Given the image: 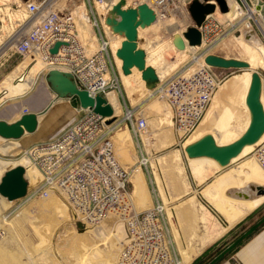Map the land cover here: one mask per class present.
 <instances>
[{
  "label": "built area",
  "instance_id": "built-area-1",
  "mask_svg": "<svg viewBox=\"0 0 264 264\" xmlns=\"http://www.w3.org/2000/svg\"><path fill=\"white\" fill-rule=\"evenodd\" d=\"M117 0H24L25 16L18 24L20 30L15 38L14 49L30 61L39 59L43 69L58 68L70 72L76 85L87 90L91 96L100 94L107 101V93L120 90L119 69L115 54L110 47L108 26L102 16ZM191 0H130L128 5L146 3L155 13V20L179 19L185 11L189 14ZM213 3L214 10L207 13L199 25L193 19L181 21L178 32L184 44L188 40L183 32L189 26L200 32V43L189 45L190 60L195 67L186 65L158 77L149 96L157 95L170 109L171 127L181 138L188 136L198 124L221 82L215 67L207 64L203 56L229 35L252 28L250 18L222 17L215 0H201ZM226 1V0H225ZM259 1L248 3L245 11L261 16ZM264 2V1H263ZM227 4V2H226ZM82 5L85 21L95 35L96 46L92 47L81 37L78 27L79 6ZM228 7V4H227ZM254 20V19H253ZM55 41L61 44L55 53L50 48ZM201 57V61L197 62ZM28 63V64H29ZM27 64V65H28ZM158 76V75H157ZM110 104V102H109ZM111 105V104H110ZM112 106V105H111ZM113 109V107H112ZM81 115L50 140L39 141L23 151L39 173V179L29 190L30 195L47 196L58 193L71 207L74 217L85 225H98L107 217H117L124 226L114 264H177L179 254L169 231L163 200L155 196L151 207L137 210L132 203L130 180L127 169L118 160L112 139L117 123H105L107 117L94 112L92 107L80 108ZM28 112L23 109L22 113ZM138 142L144 144L142 132L148 127L146 116L137 105L125 110L120 118ZM253 156L264 169V137L254 145ZM139 165H146L147 159L140 152ZM168 219V217H167ZM169 221V219H168Z\"/></svg>",
  "mask_w": 264,
  "mask_h": 264
},
{
  "label": "rangeland",
  "instance_id": "rangeland-1",
  "mask_svg": "<svg viewBox=\"0 0 264 264\" xmlns=\"http://www.w3.org/2000/svg\"><path fill=\"white\" fill-rule=\"evenodd\" d=\"M23 1L24 0L0 1V82L10 71H12L15 75L13 77L14 82L21 81L32 74L28 71L32 62L29 63L27 66L23 68L20 67L14 71L16 66L24 59V57H26L19 55L17 52H15L14 49L15 38L18 36L20 30L18 24L25 16L22 9ZM237 1L242 6V9L245 11L246 5L244 4L243 0ZM244 1L248 3V0ZM251 1L255 2L256 0ZM263 1H259L257 9L260 8V5L264 6ZM75 2L77 4L78 2H80V0H75ZM261 11L262 15L264 16L263 8ZM183 13L184 14H182V17L185 18V21H190V14L186 15L185 11ZM245 14L246 12L242 16L245 17ZM253 19H249L251 21L252 28L246 29L244 32L242 31L241 33H243L244 37L248 39H258V41H262L264 43V34L257 25L255 19ZM172 21L175 22L177 28L170 29V26L165 27L161 25L162 27H160V29L162 30H158V32H156L159 34V36L163 37L162 39L170 41L171 43V33L174 30H180L178 23H176L178 20L173 19ZM145 35H147L146 32H144L143 34L144 38L141 36L140 43H143L142 41H144ZM150 36L151 37L149 38L155 37V34ZM238 36H240L238 33H236L235 35H229L220 44H218L212 49V53L247 61L248 55L243 51V49L237 42V39H235V37ZM175 48L176 47L174 45L173 48H168L165 51L164 56L169 59V61L177 57H181L183 59L177 65H175V67H173L172 70L169 71V73L177 70L178 68H181L184 65H186V67L188 66L189 70L194 68L195 63L190 60L191 49H188L183 54H176ZM215 68V71L221 77V82L228 78L230 75L238 73L245 69L218 67ZM252 69H256L260 73L262 79H264V68L257 66ZM45 71L46 70H44L41 66L40 69L35 73L34 84L31 86L30 89H28L24 93H14L8 95L9 92L4 90L0 91V97L4 94L3 97L0 98V109H5L7 104L11 103L12 101H17L21 97L27 98L28 95L36 88L39 80L41 78H44ZM136 78L134 76L132 77V79L135 81L133 83L138 86L137 83H139L140 75L138 76L139 79ZM151 89L152 88H149L145 84V81L139 89L130 92L123 90L120 84V90L117 89V93L121 106L120 112L116 113V116H113L112 122H115L117 124L112 133V139L117 156L118 154L120 155L121 150L128 151L130 158L128 161H123L122 158L119 156L118 159L124 165V168L128 171L130 180V191H132L133 188L132 175L134 171L138 170L139 168V170H142L143 172L142 179L145 184L147 198H151V200L154 199V202L155 196H157L160 201L164 199L163 201L165 202L164 205L166 209L164 214L165 217L168 216L169 221L167 217L166 220L167 223L169 222L170 235L174 241L175 247L178 249V252L180 254L179 261H181V250L179 251L178 246L182 249L187 245H189L188 248L197 245L199 242L198 235L203 232V229L205 227L204 225H225L223 215L214 208L212 202L203 193V189L208 184L212 183L214 179L218 176L222 174L231 173L248 159H253L254 156L252 150L254 146L245 154L237 157L234 160H231V163L225 167L215 168L214 166H211L206 175L203 177V179L200 182H197V180L192 174L190 161L184 152L185 145L183 144L185 143L186 138L192 132L185 138H181L173 130V128L171 127V123H163L164 121L160 119L159 111L161 107L168 105L157 95L149 96L148 94L151 92ZM48 90L52 94L49 87ZM219 99L220 101H222L223 105L225 97L221 95L219 96ZM71 100L72 97H64L60 99V101L54 105L55 107L53 106V108H59V111L54 112L56 118L49 119L47 117H41L39 127L36 131L32 133H27L22 137V140L17 139L24 146L23 149L28 148L36 142L52 139L66 127L65 125L62 126V123L66 116L72 113L73 108L70 105ZM125 105L129 107H134L137 105V107L142 109V111L144 112L148 124V129L150 131V141L152 142V145L150 146L151 154L147 152L145 146L143 145V142L140 139H138L137 142L132 131H130V135L132 141L131 143L133 144V146L132 148L130 147V150L127 146L114 141L115 138L113 136L116 134L117 131H119L120 129H128L125 126V122L120 119L125 110ZM53 108L51 110H53ZM244 117L245 112L241 110V122ZM231 122H233V120ZM211 131H214L218 135V131L215 128L213 130H207L205 132H210L213 135V132ZM205 132H203V134ZM165 140L169 141L167 144L162 145L161 143ZM187 143L189 142H186L185 144ZM135 150L139 154L138 157H136L135 155ZM141 151L143 152L144 157L147 159L146 165H139V163L137 162V160H139L141 157ZM20 155H23V150H20L12 155L3 154L0 152V158L4 160H9L10 162L8 163V165L11 166L17 164L13 163L12 161L16 160ZM7 166L4 167L1 174L5 169H8ZM153 171H155L157 175V182L154 180ZM38 179L39 173L37 175L36 181L33 184L30 185V181L28 180V189L25 196L10 200L9 202H6V200L5 202H2V198L0 199V217L3 218V215H5L4 224H0V264H96L95 260H97L102 255V253H105L106 251L101 252L99 250V252H97L96 254V258L86 259L81 263L78 262V257L83 252L81 242L84 241L82 239V235H74V232H72L83 231L87 227L93 228L96 226L101 227V229H103L104 232L107 234V236L101 237V240L114 238L111 240V243H113L115 248L113 250V253L117 254L120 240L123 239L125 233L123 223L117 217L112 216V221H110L109 218H106L102 223L98 225H85L74 217L75 215L73 213V210L58 193L56 194L53 192L56 196L59 197L60 201L67 208L69 217L62 220L53 229V233L50 234V231L45 230L44 226H47L46 223H48V221L46 220V217L43 216L40 211H37V209L33 206L36 205L37 201H40V199H42L41 197L43 196L37 194H29V190L33 188ZM161 189L164 192L163 197L161 194ZM134 199L135 198L132 197V203L135 209L140 210L148 207L146 203L142 204L139 208L136 207ZM255 210L264 213V202L253 208L251 211L245 214L243 218H241L231 226L233 227L235 224L243 220L249 213ZM201 215H204L206 218V223L204 224L200 221ZM256 217L257 215L254 216V218ZM113 222L114 224H117L119 226V232H114ZM227 231H225L216 239L207 241L203 246H201L188 264H191V261L197 255H199L204 249L211 246L215 241L219 240L220 238L222 239L218 242L217 249H224L227 244L231 243V241L240 232L239 230L233 234L227 233ZM174 232L175 236L173 234ZM60 233L63 234L61 235ZM116 240H118L117 243L115 242ZM74 245H76L77 249L75 251ZM102 246L103 245H98V248H102Z\"/></svg>",
  "mask_w": 264,
  "mask_h": 264
},
{
  "label": "bare ground",
  "instance_id": "bare-ground-1",
  "mask_svg": "<svg viewBox=\"0 0 264 264\" xmlns=\"http://www.w3.org/2000/svg\"><path fill=\"white\" fill-rule=\"evenodd\" d=\"M129 2L130 0H126V4H129ZM226 2L228 4V10L226 12L222 13L219 12L218 9L215 10V12L220 18L241 17L246 12L242 9V6L237 0H226ZM78 8H79L78 27L81 32L80 33L81 37H83L86 41H88L92 47H95L96 38L94 33L90 30L89 24L85 21L83 13H81V9L83 12L82 5H80ZM246 14L247 16H251L255 19L257 25L264 34V17L253 16V11H249V10L246 12ZM183 19L185 20V18L181 16L179 19H176L178 20L176 23H180L181 21H183ZM172 20L173 18H167L163 22L154 20L148 26L138 27L139 37L142 36L144 38L143 36L144 32H146L147 34L145 35L144 41H142L143 43H140V45L144 46V48L147 50V54L145 52L146 63L147 65H150L154 68L159 78L160 77L162 78L163 76L168 74L169 71L172 70V68L175 67V65H177L183 59L181 57H177L169 61V59H167L164 56L165 51L168 48H173L174 44L172 45L170 41L162 39L163 37L159 36V34L156 33L158 32V30L159 31L162 30L160 29V27L162 26L165 27L170 26V29L177 28L175 22H173ZM148 33L149 35L155 34L153 43L151 44L147 39ZM121 39H123V37L118 36L116 34H110V47L112 50L118 46L119 42H121L120 41ZM235 39H237V42L239 43L243 51L248 55L247 61L250 64V66L249 68H245L243 71L230 75L228 78H226L219 84L218 88L215 90L212 96L211 103L209 104L208 108L205 110L204 114L200 118L199 123L197 124L195 129L186 138L185 143L190 142L191 140H195L196 138L200 137V135L203 134V132L207 130H213L214 128L218 131V135L214 131L211 132H213L214 138L217 143L222 144V142H230L235 138H237L245 130L249 122L248 109L244 102V98L250 79V71L252 70V68L257 66L264 68V43L262 41H258V39H253V38L248 39L244 37L243 33L240 36L235 37ZM188 49L189 50L194 49V47H190L188 44H186L183 49L175 48V51L176 54H183ZM30 60L31 59L29 58V56L24 57V59L16 66L14 71L20 67L23 68L27 66ZM201 60H202L201 57H199L197 62ZM203 60H204V56H203ZM115 62L118 68V64H120L121 59L115 56ZM41 66H43L42 61L39 59L35 60L30 64L28 70L29 73L32 74L29 77H26L25 79L17 82L13 81V77L15 75L13 74L12 71H10L0 82V91L2 90L7 91L9 92L8 95L14 93L21 94L26 92L34 84L35 73L40 69ZM139 74L140 71L135 67H132L131 72L129 73V75H126L125 78L122 77V74L119 71L120 78H122L123 90L130 92L139 89L140 86L144 84V80L140 77L139 80L140 84L137 83L138 84L137 86L133 83L135 81L132 78H130V76L132 75L135 78L136 77L138 78ZM47 86L48 85L45 79L41 78L37 83L36 88L28 95L27 98L24 99L25 101L29 102L28 106L31 107L37 106L44 108L47 105L52 104L53 102L52 95L49 92ZM117 92L118 90L117 91L112 90L107 93V98L113 107V116H116L117 115L116 113L120 112L121 105ZM3 95L1 97H3ZM221 95L225 97L223 105H222V101H220L219 99V96ZM261 101L264 107V79H262ZM21 102L23 103L24 101L23 100L12 101L11 103L7 104V106L4 105L6 107L5 109H3L4 112L3 111L2 112L6 114L8 113L10 116H17L18 110L20 111L19 106H21L20 104ZM240 109L245 112V117L242 120V122L240 119V112H241ZM0 110H2V108ZM57 111H59V108H53V110H50V113L47 118L49 119L54 118L55 117L54 112ZM160 111H159L160 119L164 121L163 123L170 124L171 120H170L169 107L163 106L161 107ZM232 120L233 122H231ZM149 132L150 131L147 127V129L142 132V138L147 152L151 154L150 146L152 145V142L150 141ZM113 137L115 138L114 141L127 146L129 150L130 147L132 148L133 144L131 143L132 142L131 135L128 129H120L119 131L116 132V134ZM263 137H264V132L255 143L245 145L241 150V152L239 153V155L232 158L231 160H234L237 157L248 152ZM20 138L17 139L20 140ZM17 139H8V138L6 139L3 137L0 138L1 141L0 152L3 154L12 155L20 150L24 151L25 150L23 149L24 146ZM168 141L169 140H165L161 144L162 145L167 144ZM185 143L183 144L186 145ZM114 150H115V146H114ZM115 154H116V150H115ZM118 156L121 157L123 161L125 160L128 161L130 159L128 151L126 150H121L120 155L118 154ZM189 161H190L192 174L194 178L197 180V182H200L203 179V177L206 175V173L208 172L211 166H214L215 168L219 167V165L213 159L208 157L189 158ZM9 162H10L9 160H4L0 158V177L2 175L1 174L2 170L4 169L5 166L8 165ZM12 162L20 164L24 167L25 169L24 174L27 180V186H28V180L30 181V185L36 181L38 175L37 168L32 163H30L28 157L25 154L20 155L16 160ZM142 173H143L142 170H139L138 168V170L134 171L132 175L133 188L131 191V196L135 198L134 203L138 208L144 203H146L148 207L152 206L151 198L148 199L146 196V189H145L144 181L142 179ZM153 175H154V180L157 182V175L155 171H153ZM257 186L264 187V169L259 165V163L256 161L255 158L248 159L231 173L222 174L217 178H215L212 183L208 184L203 189V193L212 202L214 208L223 215V218L225 220V225H216V224L204 225L205 227L203 229V232H201L198 235L199 242L197 245L192 246L190 248H188L189 245H187L182 249L178 246L179 251L181 250V261H179L180 254L178 252L179 258L177 264H188L192 259V257L197 253L198 249L201 246H203L207 241L214 240L220 235H222L229 226L233 225L235 222L243 218L245 214H247L253 208L264 202V193L261 194L255 193ZM163 193L164 192L161 189L162 197H163ZM1 198H2V202H5V200L6 202L10 201L7 198L0 195V199ZM41 198L42 199H40V201H37L36 205L33 206L37 209V211H40L41 214L46 217L48 223H46L47 226H44V229L50 231L49 233L51 234L53 233L52 232L53 229L62 220L69 217V213L67 208L60 201L59 197L56 196L53 192H50L47 196ZM164 204L165 202L163 201V205ZM3 216H4L3 218L0 217V224H4L5 215ZM108 218L110 219V221H112L113 219L112 216L107 217V219ZM200 221L203 224L206 223V218L204 215L200 216ZM113 226H114L113 227L114 232H119V226L117 224H114ZM72 232H74V235H82V239L84 241L81 242V247L83 249V252L78 257V262L81 263L86 259L96 258V254L100 250L101 252H105V251L106 252L102 253V255L97 260H95V263L114 264L116 253H113V250L115 248L113 243H111V240L114 238L101 240V237L107 236V234L104 232L103 229H101V227L99 226L93 228L87 227L83 231H78V232L72 231ZM60 234L62 235L63 233ZM173 234L175 236V232ZM118 240H116L115 242L117 243ZM98 245H103V246L102 248H98ZM88 246H93V247H88ZM75 250H77L76 245H74V251Z\"/></svg>",
  "mask_w": 264,
  "mask_h": 264
},
{
  "label": "water",
  "instance_id": "water-1",
  "mask_svg": "<svg viewBox=\"0 0 264 264\" xmlns=\"http://www.w3.org/2000/svg\"><path fill=\"white\" fill-rule=\"evenodd\" d=\"M215 1L221 11L228 9L225 0ZM213 10V3H203L201 0H191L188 5L190 17L196 25H199L204 16ZM102 18L112 34L123 37L114 52L115 56L121 59V71L128 74L132 67L137 68L145 84L149 88H154L158 76L154 68L146 64L145 50L140 46L141 37L138 36V27L148 26L155 20L154 11L144 2L131 6L126 4V0H117ZM183 36L188 40L189 45L199 44L201 41L200 32L194 26H189L183 32ZM172 43L178 49L185 47L178 32L172 34ZM60 44V41H55L50 52L55 53ZM204 62L218 68H249L250 66L246 60L225 57L212 52L204 56ZM44 79L55 99L76 97L80 108L92 107L94 112L107 117L105 123L113 121V109L107 99L100 94L91 96L87 90L79 88L70 72L49 68L44 73ZM261 91L262 77L256 69H252L244 98L249 114V122L245 130L234 140L222 144L216 142L212 133L205 132L184 146L186 156L188 158L208 157L222 168L229 165L231 159L239 155L245 145L255 143L264 132V107L261 101ZM49 106L50 104L39 112L21 113L10 122L0 118V137L17 139L25 133L34 132L38 126V116L44 113ZM24 173L25 169L20 164L5 169L0 177V195L8 200L25 196L28 186ZM255 193H264V187L257 186Z\"/></svg>",
  "mask_w": 264,
  "mask_h": 264
},
{
  "label": "crops",
  "instance_id": "crops-1",
  "mask_svg": "<svg viewBox=\"0 0 264 264\" xmlns=\"http://www.w3.org/2000/svg\"><path fill=\"white\" fill-rule=\"evenodd\" d=\"M149 37H151V36L148 35L147 39H148L149 43L151 44V43H153L154 37H152V38H149ZM119 45H120V42H119L118 46ZM140 46L142 48H144V46H142V45H140ZM117 47H115L113 50L115 51V49ZM144 50L147 54V50L145 48H144ZM145 58H146V55H145ZM120 65H121V62H120V64H118V69H119L120 73L122 74V77L125 78L126 75H129V73L124 74L121 71ZM132 77H133V75L130 76V78H132ZM120 84L122 86V78H120ZM51 95H52L53 102L46 112H44L43 114L38 116L39 121H38V126H37L36 130L39 127V123H40V119H41L40 117H45V118L48 117L50 110L53 108V106L56 103H58L60 101V98H56V99L54 98L55 96L53 95V93ZM24 99H25L24 97H21L19 99L20 101L23 100L24 102L20 103L21 104V106H19L20 111L18 110L17 116L23 112V109H27V111H32V112H39L43 108V107H37V106L36 107L28 106L29 102L25 101ZM70 105L73 108L72 113L70 115L66 116V118L64 119V121L62 123L63 124L62 126H64V125L67 126V125L71 124L82 113L76 97H72ZM2 111H0V118L6 120L7 122L13 121L17 117V116L12 117L8 113L6 114V113H3L4 111L3 112ZM54 118H56V117H54ZM54 118H52V119H54ZM26 134L27 133L23 134V136ZM22 137L20 138V140L23 139ZM135 152H136V150H135ZM135 155H136V157H138L139 154L136 152ZM10 166L11 165H8L7 167L9 168ZM153 202H154V199H152V203ZM0 249H1V247H0ZM217 264H264V226L262 228H260L258 231L254 232L248 239H246L244 242H242L238 247H236L234 249V251H232L227 257L222 259Z\"/></svg>",
  "mask_w": 264,
  "mask_h": 264
},
{
  "label": "trees",
  "instance_id": "trees-1",
  "mask_svg": "<svg viewBox=\"0 0 264 264\" xmlns=\"http://www.w3.org/2000/svg\"><path fill=\"white\" fill-rule=\"evenodd\" d=\"M257 215L256 218L254 216ZM264 226V213L257 210L249 213L243 220L235 224L227 233H235L240 230L239 234L227 244L223 249H217L218 242L222 239L215 241L211 246L204 249L197 255L191 264H217L222 259L227 257L236 247L248 239L254 232L258 231ZM216 247V248H215ZM223 249V250H222Z\"/></svg>",
  "mask_w": 264,
  "mask_h": 264
}]
</instances>
